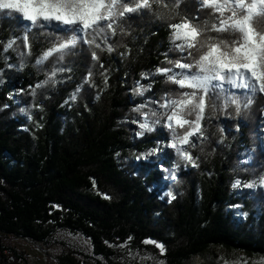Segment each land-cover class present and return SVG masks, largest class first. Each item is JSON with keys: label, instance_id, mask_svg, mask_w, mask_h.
Instances as JSON below:
<instances>
[{"label": "trees", "instance_id": "1", "mask_svg": "<svg viewBox=\"0 0 264 264\" xmlns=\"http://www.w3.org/2000/svg\"><path fill=\"white\" fill-rule=\"evenodd\" d=\"M162 2L171 7L173 0ZM156 11L167 12L154 3L152 12ZM179 13L164 18L151 12L126 17L122 22L126 34L117 29L108 40L114 51L96 50L95 64L91 51L78 48L63 61L54 53L36 66L37 58L63 34L55 27L25 32L24 25L30 22L0 10L1 234L45 243L58 232L69 231L87 238L105 259L114 255L108 244L127 242L136 250L156 247L143 243L145 239L164 245L162 255L168 264H187L217 245L264 255V198L257 189L243 186L254 179V172H264L260 136L264 102L257 98L239 115L234 106L215 115L206 109L201 123L209 139L190 138L196 144L189 150L199 157L198 168L185 167L168 147L172 133L167 126L136 135V122H143V113L161 117L165 109L159 105L165 96L173 97L177 87L156 73L157 68L170 66L167 60L180 58L169 52V25L185 18L201 26L205 21L209 26L215 23L211 10H201L198 0H182ZM10 40L13 46L5 51ZM97 42L104 47L101 40ZM61 65L72 71L56 73L43 113L29 121L21 111L27 92ZM90 70V81L70 102ZM137 88L143 89L142 95ZM141 105L140 112L134 111ZM177 131L183 134V129ZM221 137L224 142L218 146ZM151 149L157 151L144 159L142 154ZM244 153H249L252 163H242ZM175 163H180L179 169ZM237 178L241 186L234 189ZM165 189L176 196L171 203L163 195ZM6 250L18 253L1 244L0 264H18Z\"/></svg>", "mask_w": 264, "mask_h": 264}, {"label": "snow or ice", "instance_id": "2", "mask_svg": "<svg viewBox=\"0 0 264 264\" xmlns=\"http://www.w3.org/2000/svg\"><path fill=\"white\" fill-rule=\"evenodd\" d=\"M181 2L182 0H173L169 7L162 0H0V10L18 14L17 19L30 22L24 25L25 32L31 31L33 27H55L57 32L63 34L55 37L57 42L54 46L37 58L36 66L43 65L54 53L58 55L59 61H63L65 56L75 54L78 48L85 53L91 51V60L95 64L99 60L96 50H106L109 53L114 51L113 44L108 43V40L110 36L116 35L117 29H120L122 35L126 34L122 28L126 17L149 12L160 18L179 15ZM154 3L158 9H166L167 12H152ZM198 3L201 10H211L215 23L209 26L205 21L201 26L185 18L178 24H170L172 31L169 41L172 47L169 52L178 53L180 58L167 60L169 67L156 69L157 74L166 77V83L177 86L173 89V97L165 96L164 103L160 105L165 109L163 115L166 116V126L172 133V142L168 147L175 150L185 167L190 165L193 168L199 167V157L194 158L189 150L196 147L190 138L209 139L205 136L201 123L206 119V109H211V114L215 115L218 110L234 106L239 115L243 109L250 108L257 98L264 102V0H198ZM254 23L261 26L254 27ZM23 39L27 46V35ZM98 40L103 42L104 47ZM13 43L10 40L4 50L12 48ZM125 55H130V52L121 53L122 57ZM65 69L72 71L67 65L54 67L45 80L32 89V95H37L36 89H42L49 83L55 84L56 73ZM91 76L90 70L83 83L72 93L71 101L77 99L83 84L88 83ZM136 91L143 94L142 88H137ZM143 107L138 106L134 111L140 112ZM31 118L29 115L28 119ZM207 118L211 119V116ZM158 123L160 119L157 113H143V122L139 124L141 131L136 135L143 136L145 132L154 131V125ZM177 129H183V134H179ZM219 131L223 132L224 129ZM223 142L224 138L221 137L217 145ZM156 151L151 149L142 156L147 158ZM252 162L249 157L242 163ZM180 166V163L174 164L175 169ZM253 176L254 179L243 186L249 190L264 189V172L259 175L254 172ZM240 186L241 180L237 178L232 187L238 189ZM165 195L169 203L176 199L171 191ZM233 207L240 208L239 205ZM143 243L154 244L161 254L165 252L164 245L155 240L145 239ZM126 244L127 242L121 247Z\"/></svg>", "mask_w": 264, "mask_h": 264}, {"label": "rangeland", "instance_id": "3", "mask_svg": "<svg viewBox=\"0 0 264 264\" xmlns=\"http://www.w3.org/2000/svg\"><path fill=\"white\" fill-rule=\"evenodd\" d=\"M51 84L49 83L42 89H36L37 95L35 97L32 95V91L27 92L26 107L24 108L27 111L24 112V115L27 119L29 115L32 117L28 119L29 121H34L38 114L43 113V102L49 96L51 89L54 88ZM16 95H19V92H16ZM149 115H151V112ZM162 118L164 119L162 120ZM159 119L160 123L155 124L154 129L157 126H166V116L162 115ZM140 123L136 122V131L138 132L141 131L139 128ZM261 124L263 131L260 136L264 140V118L261 120ZM249 157H251L249 153H244L242 162L248 160ZM164 179H166V176H164ZM257 190L262 193L264 198V189L257 188ZM167 192L169 191L165 189L163 195ZM0 243L6 248H13L18 253L23 254L28 264H68L70 262L74 264H161V262L168 264L159 248L136 250L128 245L121 247L124 244H108V247L114 250V255L110 259H105L95 253L91 242L87 238L69 231H60L49 242L45 243H33L23 237L0 233ZM187 264H264V255H249L244 251L229 250L217 245L212 246L204 255L193 258Z\"/></svg>", "mask_w": 264, "mask_h": 264}, {"label": "built area", "instance_id": "4", "mask_svg": "<svg viewBox=\"0 0 264 264\" xmlns=\"http://www.w3.org/2000/svg\"><path fill=\"white\" fill-rule=\"evenodd\" d=\"M1 245V243H0ZM5 253L9 256L10 260L13 262H17L18 264H24V259L22 257H20V255L17 254H13L12 252L6 250Z\"/></svg>", "mask_w": 264, "mask_h": 264}]
</instances>
